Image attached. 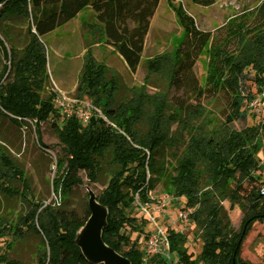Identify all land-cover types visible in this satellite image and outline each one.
Segmentation results:
<instances>
[{
	"label": "trees",
	"instance_id": "obj_1",
	"mask_svg": "<svg viewBox=\"0 0 264 264\" xmlns=\"http://www.w3.org/2000/svg\"><path fill=\"white\" fill-rule=\"evenodd\" d=\"M159 1L0 0V49L7 63L0 79L8 72L0 83V114L20 125L29 121L43 147L40 126L49 121L62 151L55 157L51 181L54 200L46 202L35 198L23 168L0 147V195L19 199L24 206L14 218L0 215V238L18 241L36 236L39 247L32 264H102L87 260L76 244L77 231L90 214L88 193L82 216L67 206L73 187L82 183L80 172L90 185L101 174L108 176L94 194L106 211L102 242L130 264H167L161 254L144 256L137 248V238L147 236V221L137 222L129 215L133 206L153 201L149 193L165 174V163L158 157L163 147H179L168 186L173 196L184 198L188 219L201 239L200 251L192 258L185 236L168 228V249L176 255L175 264H249L240 260L239 245L252 221L264 220V180L255 174L261 167L256 141L261 126L243 125L247 112L242 106L264 85V0L246 18L249 23L231 18L218 35L200 29L177 8L184 35L174 57L159 54L147 66L150 72L168 66L169 87L181 91V96L134 92L116 99L115 79L106 76V66L90 48L83 54L74 92L94 107L87 122L61 114L53 103V91L42 96L48 78L44 35L89 8L97 34L134 71ZM217 1L190 0L200 7ZM28 15L32 23L27 26V40L18 46L19 35L13 30ZM206 45L209 55L201 84L193 67ZM220 94L227 98L221 126L207 129L200 104L192 106L189 100ZM175 122L178 126L171 130ZM222 201L243 209L238 233L230 227ZM130 233L137 236L131 239ZM0 264L25 263L0 250Z\"/></svg>",
	"mask_w": 264,
	"mask_h": 264
},
{
	"label": "rangeland",
	"instance_id": "obj_2",
	"mask_svg": "<svg viewBox=\"0 0 264 264\" xmlns=\"http://www.w3.org/2000/svg\"><path fill=\"white\" fill-rule=\"evenodd\" d=\"M261 0H218L210 7H200L192 4L189 0H160L153 16L150 19L149 28L144 39L143 51L140 62L136 69L131 71L121 57L106 45L95 30V17L89 8H84L65 24L58 26L42 37L47 51V71L48 78L42 96L45 97L48 91L60 90L65 96L75 97L79 73L82 67L83 54L90 48L95 59L106 66V76L115 79L118 90L116 99L129 98L134 92H143L147 95L167 94L181 96V91H175L169 87L168 66L159 72H150L147 63L154 56L163 54L174 57L184 35V27L179 20L177 8L180 6L184 13L190 16L195 24L203 30H208L214 35L219 34V28L231 18L237 17L249 23L248 16H251L254 8ZM49 10V7H45ZM30 15L27 20L14 28V33L19 37L16 45L21 46L27 40V26L31 24ZM208 45L201 52L196 60L193 72L201 84L206 75V65L208 60ZM6 60L0 49V74ZM8 76V72L0 79L3 82ZM91 103L87 97L79 98ZM227 98L224 94L210 99L208 96L195 100H189L190 105L198 102L203 115L202 123L207 129H217L221 126L225 114ZM193 106V105H192ZM194 108V107H193ZM200 108H197V112ZM242 108L246 109L247 119L243 125H260L261 128L256 137L257 156L260 159V169L255 172L264 180V106L258 105L259 112L249 109L248 103H244ZM192 109V108H191ZM189 114L191 110H188ZM181 117L184 113L180 114ZM177 123L171 124V130H175ZM237 127L242 124L237 123ZM41 142L44 147L37 142L32 124L28 121L26 125L16 124L7 116L0 114V147L8 153L25 171L32 187L36 199L53 201L54 196L51 181L55 174V157L62 154L55 133L49 121H44L40 126ZM179 152L163 147L159 153V161L164 162L165 174L156 183L154 189L149 193L153 201L161 197H166L167 202L164 212L155 214L158 225L165 230L172 229L182 233L186 238L187 252L195 258L201 248V239L195 225L189 221L183 223L179 214L190 210L184 205L183 197H175L171 194L168 186L167 176L172 174L175 165L174 155ZM82 183L74 186L67 200V206L75 210L82 216L87 189L94 194L99 192L106 184L108 176L103 173L94 184H88L83 172H80ZM224 211L227 214L230 227L234 232L241 230V219L243 209L238 205L229 206L227 201H222ZM24 211V206L19 199L6 198L0 195V215L7 218H14L18 213ZM129 215L137 222L145 219V232L147 236L153 232L154 225L148 220L146 213L138 205L133 206ZM81 227L77 231V236ZM136 233H130V238L134 239ZM147 236L137 238V248L142 252ZM141 241L139 242V240ZM39 247V239L34 235L27 236L24 240L12 241L9 238H0V250L5 251L9 258L16 259L25 264H32ZM240 260L249 264H264V220H254L244 231V236L239 245ZM151 256V255H150ZM163 257L167 264H175L176 255L170 253L166 257L164 250Z\"/></svg>",
	"mask_w": 264,
	"mask_h": 264
},
{
	"label": "built area",
	"instance_id": "obj_3",
	"mask_svg": "<svg viewBox=\"0 0 264 264\" xmlns=\"http://www.w3.org/2000/svg\"><path fill=\"white\" fill-rule=\"evenodd\" d=\"M53 103L60 110L61 114L66 117L73 116L81 123L87 122L90 114L94 111V107L91 103L77 97L69 98L58 89L54 91ZM260 104L264 106V85L261 87L255 98L248 103V107L251 111L258 113L260 109L257 107ZM261 191L264 192V187H262ZM167 201V198L164 196L156 201L138 205L146 213L148 220L154 225L153 232L149 233L145 240V246L142 251L144 256H150L153 254H161L163 256L164 250L166 251V257L170 255L166 230L164 227L158 225L155 216L157 213L164 212V207ZM189 212L190 210H186L179 214V218L185 224L188 221ZM140 241L141 239L139 242Z\"/></svg>",
	"mask_w": 264,
	"mask_h": 264
},
{
	"label": "water",
	"instance_id": "obj_4",
	"mask_svg": "<svg viewBox=\"0 0 264 264\" xmlns=\"http://www.w3.org/2000/svg\"><path fill=\"white\" fill-rule=\"evenodd\" d=\"M87 204L90 214L81 226V231L76 236V244L79 246L85 258L91 262L102 264H130L127 258L106 246L101 240V229L105 224V209L95 200V195L87 189Z\"/></svg>",
	"mask_w": 264,
	"mask_h": 264
},
{
	"label": "crops",
	"instance_id": "obj_5",
	"mask_svg": "<svg viewBox=\"0 0 264 264\" xmlns=\"http://www.w3.org/2000/svg\"><path fill=\"white\" fill-rule=\"evenodd\" d=\"M190 1V0H189ZM160 2V1H159ZM159 5V4H158ZM197 6V5H196ZM158 7V6H157Z\"/></svg>",
	"mask_w": 264,
	"mask_h": 264
}]
</instances>
